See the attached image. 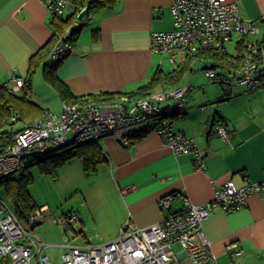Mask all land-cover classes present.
<instances>
[{"label": "crops", "instance_id": "crops-1", "mask_svg": "<svg viewBox=\"0 0 264 264\" xmlns=\"http://www.w3.org/2000/svg\"><path fill=\"white\" fill-rule=\"evenodd\" d=\"M229 1L238 4L241 17L259 27L250 39L264 41V0ZM172 4L173 0H118L86 15V31L80 29L75 49L58 68L62 80L76 94L130 92L149 83L159 69H176L185 57L173 60L168 54L154 52L151 40L154 31L173 27ZM52 18L42 0H0V86L14 76L26 78L30 56L54 33ZM96 28L100 29L99 40L93 36ZM235 37L238 47L241 37ZM210 65V61H196L181 82L162 83L153 89L194 86L186 111L176 117L174 127L196 138L206 155L205 170L196 167L192 152L175 154L154 131L133 138L130 146L105 135L100 142L106 160L93 173L95 179L84 205L86 219L79 218L83 225L88 224L90 213L91 224L111 235L121 232L128 220L148 226L167 214L159 201L169 193L181 191L194 202L205 203L214 197L215 184L231 180L243 186L248 176L254 181L264 178V77L254 87H223L205 75ZM42 68H38L28 97L43 110L61 113L64 101L46 82ZM231 71L224 67L220 73ZM202 76L210 84H197ZM217 124L230 129V139L221 137ZM147 127L141 126L140 131ZM248 199L245 208L231 213L216 208L205 221L220 264H264V199L260 194ZM182 206V199L174 201L175 209ZM111 240L112 236L97 243ZM233 241L242 248L241 255L231 256L225 250ZM53 261L62 264V259Z\"/></svg>", "mask_w": 264, "mask_h": 264}, {"label": "built area", "instance_id": "built-area-1", "mask_svg": "<svg viewBox=\"0 0 264 264\" xmlns=\"http://www.w3.org/2000/svg\"><path fill=\"white\" fill-rule=\"evenodd\" d=\"M52 16H67L72 11V0H42ZM87 10V7L85 8ZM84 9V10H85ZM83 10V11H84ZM236 2L229 0H173V27L154 31L152 49L168 54L176 60L200 49L225 50L235 36L244 39L245 55L242 65L232 70L234 76L215 69H206L211 82L228 87L240 84L254 87L264 77L263 40L250 39L249 35L260 31L253 20L238 13ZM82 11V12H83ZM75 17L56 43L51 57L62 58L76 47L72 37L82 29L85 18ZM264 19V15L261 16ZM25 78L14 76L4 83L14 92H21ZM192 85H175L153 91L146 97L132 99L122 95L119 99L77 102L64 101L61 113L47 111L43 118L16 132L15 142L0 154V179L14 176L38 157L58 151L65 146L100 140L105 135L115 136L123 145L130 146L143 125L156 132L164 145L177 155L194 154L198 169L206 168V155L194 136L175 129V120L187 107ZM221 137L230 139L231 131L217 124ZM214 197L205 203L194 202L184 192H173L161 198L159 203L166 209L162 220L140 227L128 220L120 229L119 236L100 244H72L68 241L61 256L62 264H220L213 251L211 240L205 231V221L216 208L226 213L245 208L251 195L260 194L264 199V178L254 181L249 176L243 186L229 180L215 184ZM182 199L183 206L173 207ZM27 219L20 218L12 205L0 197V255L10 256L13 264H54L46 253L45 243L36 235L35 228L46 219L75 228L80 212L72 210L64 217H53L47 206L35 207ZM179 245L177 248L176 246ZM237 241L226 245L231 255H241Z\"/></svg>", "mask_w": 264, "mask_h": 264}, {"label": "trees", "instance_id": "trees-1", "mask_svg": "<svg viewBox=\"0 0 264 264\" xmlns=\"http://www.w3.org/2000/svg\"><path fill=\"white\" fill-rule=\"evenodd\" d=\"M118 0H72V11L67 16H52L54 25V33L50 40L30 56V68L25 78V86L21 92L17 93L9 89L6 84L0 86V154L3 153L8 145L15 142L14 136L16 132L24 128L26 123H34L38 119L43 118L47 111L38 107L36 103L29 99V93L32 90L34 77L38 68L43 67V74L46 82L56 90L67 102H77L85 99L93 98L95 100H113L119 99L122 95H128L132 99H139L148 96L160 84H176L183 80L184 75L189 71L190 67L196 61H210L211 65L207 69H215L230 67L231 70H237L243 63L245 55L244 39L239 40L237 53H231L227 49L219 50L214 48H204L199 51L187 55L180 65L170 72H164L159 69L152 80L141 86L138 90L125 91H101L88 94H76L71 87L62 80L59 69L65 61L67 55L57 58L54 61L51 57L56 43L61 39L66 30L75 17L80 15L87 7V15L103 7L111 6ZM85 24V20H84ZM83 24V26H84ZM80 31L74 33L72 40L75 43ZM95 39L100 38V29L93 31ZM261 55H264V41L261 46ZM54 61V62H53ZM224 87V85H223ZM151 129L139 131L134 139H141ZM80 157L84 162V169L88 175L98 170L97 167L106 160L100 140H92L82 144L71 143L69 146L47 153L37 159L32 160L24 170H21L14 176L4 177L0 179V197L5 198L15 209L17 215L22 219H27L38 206L37 202L31 196L30 186L35 181V176L30 167L38 165L39 170L43 173L56 174L58 168L64 165L73 157ZM4 195H3V194Z\"/></svg>", "mask_w": 264, "mask_h": 264}, {"label": "rangeland", "instance_id": "rangeland-1", "mask_svg": "<svg viewBox=\"0 0 264 264\" xmlns=\"http://www.w3.org/2000/svg\"><path fill=\"white\" fill-rule=\"evenodd\" d=\"M86 28L83 27L81 30L84 32ZM226 48L231 53H237L236 37L226 44ZM53 60L56 61L57 58ZM200 67L201 65H199ZM170 68H173V64H170ZM217 71L221 72L222 68H218ZM229 74L234 76L233 72ZM197 84H210V82L208 78L202 76V80ZM83 167L84 162L79 156L73 157L58 168L56 174L43 173L39 170L38 165H32L29 170L33 172L35 181L32 182L30 191L38 207L47 204L49 213L55 218H62L66 213L78 210L80 219H86L84 218L86 194H90V187L93 185L95 176L93 174L88 175ZM89 217L90 213H88L87 225H83L79 220L76 222L75 228L71 227L69 230L62 224L46 219L36 226L34 233L47 245L46 253L52 259H61L66 251L63 244L68 241V238L73 242L72 244L96 245L100 244L97 242L101 240H108L110 236H112V240L119 236L120 232L114 234L112 231L111 235L107 230H100L95 224H91L93 218ZM176 247L178 248L179 245ZM34 263L37 264L36 261ZM0 264H13V260L10 256L0 255Z\"/></svg>", "mask_w": 264, "mask_h": 264}, {"label": "water", "instance_id": "water-1", "mask_svg": "<svg viewBox=\"0 0 264 264\" xmlns=\"http://www.w3.org/2000/svg\"><path fill=\"white\" fill-rule=\"evenodd\" d=\"M87 10L85 9L81 14H80V17L79 18H85V16L87 15Z\"/></svg>", "mask_w": 264, "mask_h": 264}]
</instances>
